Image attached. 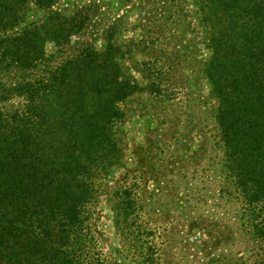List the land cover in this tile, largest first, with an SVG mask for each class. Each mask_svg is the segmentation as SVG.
I'll return each instance as SVG.
<instances>
[{
    "label": "trees",
    "instance_id": "obj_1",
    "mask_svg": "<svg viewBox=\"0 0 264 264\" xmlns=\"http://www.w3.org/2000/svg\"><path fill=\"white\" fill-rule=\"evenodd\" d=\"M58 1L0 0V264H114L92 228L91 207L124 163L122 105L143 91L169 98L171 70L180 67L170 57L186 46L180 34L165 49L146 48L144 36L123 44L119 21L104 19L99 0L70 13L53 10ZM192 2L208 50L200 71L215 101L217 189L209 200L188 186L180 193L176 175L167 179L171 163L158 158L149 167L142 159L140 173L127 171L110 191L120 252L136 264H264V0ZM31 6L43 14L29 19ZM137 65L144 86L132 72ZM151 179L182 219L179 260L169 230L147 216L174 212L147 197ZM194 230L199 240L187 236ZM239 244L247 259L229 251Z\"/></svg>",
    "mask_w": 264,
    "mask_h": 264
},
{
    "label": "rangeland",
    "instance_id": "obj_2",
    "mask_svg": "<svg viewBox=\"0 0 264 264\" xmlns=\"http://www.w3.org/2000/svg\"><path fill=\"white\" fill-rule=\"evenodd\" d=\"M87 1L59 0L53 10L70 13ZM98 2L102 5L104 19L119 21L120 29L117 37L123 44L138 41L144 36L145 39L147 38L146 48L165 49L167 46L173 47L174 44L180 43L178 42L180 40H176L180 34V37L184 36L183 45H186L181 47L182 53L179 59L175 56L170 57V62H180V67L178 71L171 70L170 76L175 75V83L174 87L166 92L169 98L161 101L156 96L157 93L143 91L122 105L126 112V118L122 124L124 163L103 180L100 195L91 207L94 218L92 228L103 239V246L111 254L113 263L136 264L120 252L110 202V191L127 171H131L132 174L134 171L140 173L137 166L142 159L149 167H153L155 163L160 164L157 160L162 158V161L171 163L168 167L167 179H171V172L176 175L172 188L178 186L177 190L180 193L185 192L188 186L194 190H202L204 194H208L206 197L209 200L210 192L217 189V185H213L216 182L212 172L214 151L212 152L211 147L215 101L210 94L209 81L200 71L201 59L207 56L208 50L203 49L199 43L204 35L199 24L198 11L192 0H99ZM42 14L41 10L31 6L28 16L29 19H35ZM93 42L98 50H103L106 46L104 39L100 36H94ZM55 49L53 43L46 45L48 54H52ZM140 58V54L135 56L133 63ZM132 72L144 86L146 80L143 79L140 66H135ZM152 144L153 148L150 146ZM161 150L162 155L159 153ZM152 156L157 157L153 159ZM177 181L183 183L179 185ZM143 186L147 197L157 202V206L168 207L170 195L156 191V180L151 179ZM182 198L184 200L185 195ZM210 205L211 203L208 202L204 208ZM152 207L148 205L147 209ZM169 207L174 210L172 203ZM175 211H172L173 215H167L161 219H158L154 212H150L147 216L154 224H162L160 228L169 230L171 253H176L179 260L182 257L181 246L185 245L181 244V240L183 241L186 231L181 226L182 219L177 218ZM187 236L190 239L199 240L202 234L194 230L192 234L188 232ZM229 251L243 259H247L250 254L240 244L231 246ZM205 264L219 263L206 262Z\"/></svg>",
    "mask_w": 264,
    "mask_h": 264
}]
</instances>
